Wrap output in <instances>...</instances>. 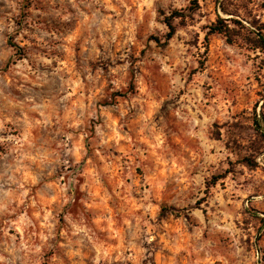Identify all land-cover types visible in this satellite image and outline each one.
I'll use <instances>...</instances> for the list:
<instances>
[{
    "label": "rangeland",
    "instance_id": "1",
    "mask_svg": "<svg viewBox=\"0 0 264 264\" xmlns=\"http://www.w3.org/2000/svg\"><path fill=\"white\" fill-rule=\"evenodd\" d=\"M0 264H264V0H0Z\"/></svg>",
    "mask_w": 264,
    "mask_h": 264
},
{
    "label": "trees",
    "instance_id": "2",
    "mask_svg": "<svg viewBox=\"0 0 264 264\" xmlns=\"http://www.w3.org/2000/svg\"><path fill=\"white\" fill-rule=\"evenodd\" d=\"M196 3H197V0H195ZM198 5V4H197ZM185 14L183 13H179V12H174L171 16H169L167 18V21H166V25L169 29V33L167 35V41L164 45H167L172 39L173 37L175 36L176 34V29H175V26L173 24V22L176 20V19H179V18H185ZM212 33H224V30L222 27L220 26H216L214 28H212Z\"/></svg>",
    "mask_w": 264,
    "mask_h": 264
}]
</instances>
